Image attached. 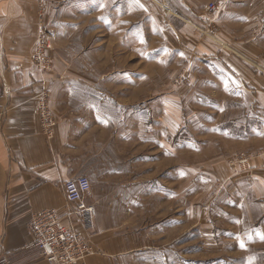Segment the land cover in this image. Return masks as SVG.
Returning <instances> with one entry per match:
<instances>
[{
    "label": "crops",
    "instance_id": "1",
    "mask_svg": "<svg viewBox=\"0 0 264 264\" xmlns=\"http://www.w3.org/2000/svg\"><path fill=\"white\" fill-rule=\"evenodd\" d=\"M219 2L221 6L215 19L222 27L218 26L215 40L207 42L196 34L194 48H191L192 42L188 44L184 35L171 24L172 29L177 41H185L184 49L192 51L187 52L196 62L209 60L224 66L225 80L215 73L211 87L225 88L226 96L236 101V105L243 106V120L248 122L244 129L249 133L250 122H256L253 128L258 132L253 137L263 139L264 2L262 17L251 12L253 3L248 0ZM38 4L37 0H0V264H48L32 245L29 221L43 210L66 212L68 205L62 185L65 180L78 175L88 177L91 187L86 201L96 207L91 228L80 223L76 225L95 250L88 263L137 262L138 251L155 248L156 231L168 238L171 230L175 231L177 227L170 226L169 219L138 225L131 218L158 193L166 201H170L172 195L183 199L182 221L185 223L187 187L184 185L172 192L170 167L163 173L162 181L155 178L153 138L150 142L144 141L151 146H147L151 154L148 151L139 154L140 148L127 145L133 141L138 145V136L130 132V135L122 136L128 139L125 140L126 150L121 149L118 153V119L116 115L112 116L116 109L105 107L104 98L67 95L68 91L72 93L79 86L84 87L87 80L76 76L83 81L77 82L75 75L65 67L54 65L51 71L43 72L34 66L31 57L37 42ZM226 25H233L234 30ZM239 25L248 31L243 40H239L236 31ZM43 89L49 91L57 120L52 138L43 133L37 113L38 94ZM70 103L78 108L64 109ZM171 106V96L164 98L163 107L164 110L167 108L165 114L169 119ZM80 111L82 115L77 114ZM107 112H111L109 116ZM167 133L169 139L170 130ZM162 148L168 153L171 146L162 144ZM186 169L185 165L179 169V181L186 180ZM202 172L205 174L203 184L207 179L228 183L227 206L235 208L236 212L222 210L219 205L210 217L205 210L190 213L198 223L196 233L202 241L201 248L222 250L231 243L236 249L246 248L255 226L259 233H264L261 228L264 227V149L248 155L246 162L238 164L235 161L233 170L227 163H222L211 171L204 168ZM156 184L162 186L156 189ZM212 217L237 224L236 235L240 240L234 239L235 235L228 236L229 231L216 226ZM175 223L180 230L183 226L180 235L186 234L187 228L180 225L181 219L173 221ZM178 240L181 242V238ZM170 242L156 247L162 248L164 254V249L174 248V245L170 247ZM162 262L171 264L169 258L164 260L163 257ZM252 262L247 260L248 264Z\"/></svg>",
    "mask_w": 264,
    "mask_h": 264
},
{
    "label": "rangeland",
    "instance_id": "2",
    "mask_svg": "<svg viewBox=\"0 0 264 264\" xmlns=\"http://www.w3.org/2000/svg\"><path fill=\"white\" fill-rule=\"evenodd\" d=\"M37 1V39L41 35L42 43L50 44L44 48L48 66L40 70L51 71L56 65L87 80L84 87L79 86L72 93L68 91L67 95L104 98L105 107L116 109L112 116L116 115L118 119V153L121 149L126 150L125 140L128 139L122 138L123 135L131 132L138 136V145L134 141L127 145L140 148L139 154L146 151L151 154L147 147L151 146L144 141L150 142L153 138L155 178L162 181L163 173L170 167L172 192L184 185L187 187L185 223L182 221L184 201L180 197L172 195L170 201H166L156 193L155 198L146 201L145 207L138 208L131 218L138 225L169 219L170 226L177 228L171 230L168 238L156 231L155 248L138 251L137 262L125 264H164L163 257L164 260L169 258L171 264H248L247 260L264 264V233L258 232V226L246 248L236 249L231 243L222 250H206L201 248L202 241L196 233L197 220L190 214L199 209L208 211L210 217L219 205L222 210L231 209L235 213V208L227 206L228 183L207 179L203 184L205 174L202 171L204 168L211 171L222 163H227L233 170L235 161L238 164L246 162L248 155L264 149V138L253 137L258 132L253 128L256 122H250L249 133L244 129L248 122L243 120V106L229 99L225 88L211 87L215 73L225 80L224 66L209 60L196 62L187 52L192 51L184 49L183 38L177 41L172 29L173 25L189 41L188 44L192 42L191 48H194L196 34L207 42L215 40L218 26L222 27L215 19L221 6L219 0ZM248 1L253 3L251 12L262 17L264 0ZM212 5L214 10H210ZM239 8L242 11V6ZM226 28L234 30L233 25H226ZM236 31L239 40L248 35L242 25ZM76 78L77 82L82 81ZM182 86L184 89H180ZM168 96L172 100L170 119L165 114L167 108L164 110L163 107L164 98ZM73 106L78 108L70 103L64 109ZM108 112L109 116L111 112ZM77 114L82 115L81 111ZM262 129L264 133V122ZM162 144H170L168 153ZM183 165L187 166V177L179 181L178 172ZM163 180L166 183V179ZM161 186L156 184L155 187ZM179 218L180 225H186V234L180 235L183 226L180 230L178 224H173ZM212 220L216 226L229 231L228 236L235 235L234 239L240 240L236 235L237 224H231L225 218L212 217ZM180 238L181 242H178ZM169 241L170 247L174 245V248L164 249V254L162 248L157 249L156 246Z\"/></svg>",
    "mask_w": 264,
    "mask_h": 264
},
{
    "label": "built area",
    "instance_id": "3",
    "mask_svg": "<svg viewBox=\"0 0 264 264\" xmlns=\"http://www.w3.org/2000/svg\"><path fill=\"white\" fill-rule=\"evenodd\" d=\"M212 5L210 10H214ZM50 45L42 43L41 35L35 44L31 61L39 69H46L48 61L44 48ZM43 133L52 138L56 117L50 104V94L43 89L38 94V109ZM90 181L87 176L78 175L63 182V193L68 205L64 213L57 210H43L31 217L29 221L32 234V245L39 250L48 264H89L88 258L95 250L77 230L76 225L91 228L96 216V207L86 201L90 191ZM72 206V207H70Z\"/></svg>",
    "mask_w": 264,
    "mask_h": 264
}]
</instances>
